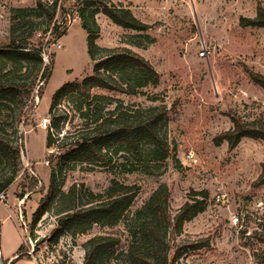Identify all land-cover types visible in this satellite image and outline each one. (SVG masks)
I'll return each mask as SVG.
<instances>
[{"label": "rangeland", "instance_id": "374dc122", "mask_svg": "<svg viewBox=\"0 0 264 264\" xmlns=\"http://www.w3.org/2000/svg\"><path fill=\"white\" fill-rule=\"evenodd\" d=\"M83 1L60 0L48 29L45 15L32 21L41 32L48 31L39 41L34 30L29 47H40L45 64L52 55L53 67L41 97L37 96L40 83L20 114V170L0 198V220L9 214L8 221L0 223L1 261L22 246L29 257L20 259L36 264H84L92 251L90 240L102 238L109 248L105 262L88 264H131L124 255L129 246L141 245L138 225L144 219L140 216L136 221V212L155 192H165V208L172 221L185 203H203L202 210L190 219L171 222L165 229L167 262L264 264V183L260 182L264 141L244 137L229 149L218 138L231 128L232 114L264 127V89L247 74L251 71L264 77V28L239 23L240 18L253 19L258 8L264 9V0H91L87 7ZM36 3L0 0V47L8 43L9 36H19L27 29L22 25L26 18H16L13 11ZM82 8L86 16L96 10L87 29L82 27ZM106 9L116 15L129 12L142 29L114 24L105 15ZM53 25L58 30L66 27L65 34L54 38ZM88 37L98 48L124 47L137 53L157 73V85L147 86L143 97L101 89H92V93L104 96V116L115 106L130 114L165 107L166 120L160 131L168 148L165 160L148 161L144 147V162L129 172L134 160L109 143L105 147L111 152L108 162L60 161L63 151L58 145L80 121L72 105L61 100L51 113V97L64 83L92 73ZM55 42L59 48L52 46ZM57 111L63 117L56 128L49 129ZM43 119L45 127L40 125ZM81 122L79 129L97 128L90 120ZM107 128L111 127L97 130ZM48 133L55 138L50 149L45 148ZM120 169L123 172L118 173ZM51 170L61 196L54 198L31 228V216L45 195ZM30 178L36 180L35 186ZM112 178L137 186V195L123 216L116 223L105 217L89 225L85 219L75 231V224L66 217L84 215L90 207L106 208L111 202L106 189ZM53 230L61 232L50 241Z\"/></svg>", "mask_w": 264, "mask_h": 264}, {"label": "trees", "instance_id": "16d2710c", "mask_svg": "<svg viewBox=\"0 0 264 264\" xmlns=\"http://www.w3.org/2000/svg\"><path fill=\"white\" fill-rule=\"evenodd\" d=\"M84 6H91V0H84ZM83 1V2H84ZM57 0L52 5H46L37 1L35 7L21 8L14 10L16 18L25 19L22 23L26 30L19 36H9L6 45L0 47V194L6 190L15 180L20 170V148L17 141L18 126L20 125V114L25 106L28 97L34 86H38L37 96L41 97L42 88L46 85L51 69L53 67V56L50 57L48 64L44 63L40 47H29L31 39L35 34L39 41L45 36L56 13ZM85 8L80 10L83 18L82 27L87 29L88 22H92L96 10H91L85 15ZM105 15L116 25L124 28L141 30L142 26L133 18L129 12L122 11V14L116 15L110 10L104 11ZM42 14L46 16L47 29L40 31L35 28L33 20L40 19ZM33 18L32 20H27ZM128 20H127V19ZM240 25L264 28V9L258 8L253 19L240 18ZM54 38L63 36L66 27L58 30L53 25ZM52 31V30H51ZM87 52L92 64V73L80 81H71L60 86L51 97L50 112L57 109L59 100L70 103L76 113V118L80 124H74L68 135L58 147L63 153H60V161H68L84 165H97L104 161H109L111 152L105 150L110 143L117 150L125 151L134 160V164L129 166V172L135 171L137 165L144 162L143 148L146 147L148 161H163L167 158L168 148L165 140L160 134L162 126L166 120L167 110L160 107L156 110L147 109L136 110L132 114L125 108L115 106L104 116L103 95L92 93V89H101L114 91L120 94L130 96H145L144 89L147 86H155L158 83V75L148 61L143 59L137 53L124 48H98L91 38L86 39ZM250 80L264 89V77L258 73L247 72ZM31 76L30 82L28 78ZM38 78V82L35 80ZM136 113V114H135ZM63 117L58 111L53 114L51 128H56ZM232 126L229 130L221 133L218 138L226 141L229 149H233L241 138H250L264 141V127L258 122H243L236 115H230ZM90 120L92 125L97 128L111 127L104 130L97 128L79 129L83 123L81 121ZM100 121L99 123H97ZM55 138L53 134L48 133L45 139V148L53 147ZM50 158V155L48 156ZM146 159V161H147ZM49 162V161H48ZM47 162V163H48ZM147 163H143L142 165ZM120 167L124 166L122 163ZM260 182L264 183V163L261 164ZM123 172L119 170L118 173ZM36 185V180L30 178ZM56 176L54 170H51L49 176V185L45 195L40 200L38 207L31 216V228L37 220L49 209L60 192L56 189ZM74 189V188H73ZM107 192L111 197V202L106 208L87 209L84 215L73 214L66 217L67 222L75 224V231L81 229V224L88 219L87 224H91L105 217L113 223L119 221L137 195V186L126 185L117 178H112L107 187ZM69 193L74 194L73 190ZM165 192H155L148 201L136 212V221L140 216L144 219L139 223L140 228V246H129L124 255L127 262L131 264H177L176 262H167L164 255L165 229L174 222L181 224L190 219L197 212L202 210L203 203L195 201L194 203H185L182 210L175 215L173 221L165 208ZM146 219H149L148 221ZM66 222V223H67ZM61 230H53L50 241H55ZM107 239L90 240L92 251L85 256L84 264L88 262H105L108 255ZM27 255L22 252V246L18 250L17 258ZM99 256V261H98Z\"/></svg>", "mask_w": 264, "mask_h": 264}, {"label": "crops", "instance_id": "0c3cea01", "mask_svg": "<svg viewBox=\"0 0 264 264\" xmlns=\"http://www.w3.org/2000/svg\"><path fill=\"white\" fill-rule=\"evenodd\" d=\"M8 216H9V214L6 217L2 218L0 220V223H4L5 221H8V220H6V218ZM17 254H18V251H13V252L7 254V257L5 259V262H3V263L4 264H18V263L36 264L35 261H33V260L20 259L21 257L16 259ZM0 258L1 259L3 258L1 251H0ZM18 261H20V262H18Z\"/></svg>", "mask_w": 264, "mask_h": 264}, {"label": "built area", "instance_id": "2783aa9c", "mask_svg": "<svg viewBox=\"0 0 264 264\" xmlns=\"http://www.w3.org/2000/svg\"><path fill=\"white\" fill-rule=\"evenodd\" d=\"M37 1H41L42 3H45L46 5H49V6H50V5L53 4V2H54L55 0H37ZM59 2H60V0H57V3H56V10L59 9ZM52 46L55 47V48H59V47H60V44L57 43V42H55V43L52 44ZM201 52H202L203 55L205 54V51H204V50H202ZM40 125H41L42 127H45V126H46V120L43 119V122H41ZM46 164H47V162H46ZM0 198L3 199V194H0Z\"/></svg>", "mask_w": 264, "mask_h": 264}, {"label": "water", "instance_id": "95a60500", "mask_svg": "<svg viewBox=\"0 0 264 264\" xmlns=\"http://www.w3.org/2000/svg\"><path fill=\"white\" fill-rule=\"evenodd\" d=\"M0 264H4V263L1 261V259H0Z\"/></svg>", "mask_w": 264, "mask_h": 264}]
</instances>
